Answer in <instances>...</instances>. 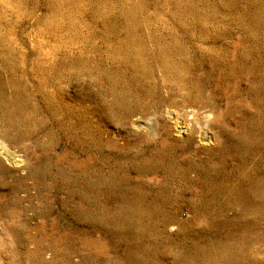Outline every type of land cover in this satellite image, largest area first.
<instances>
[{"label":"rangeland","instance_id":"obj_1","mask_svg":"<svg viewBox=\"0 0 264 264\" xmlns=\"http://www.w3.org/2000/svg\"><path fill=\"white\" fill-rule=\"evenodd\" d=\"M0 219L3 264H264V0H0Z\"/></svg>","mask_w":264,"mask_h":264},{"label":"bare ground","instance_id":"obj_2","mask_svg":"<svg viewBox=\"0 0 264 264\" xmlns=\"http://www.w3.org/2000/svg\"><path fill=\"white\" fill-rule=\"evenodd\" d=\"M14 215V214H13ZM15 216V215H14ZM13 218V217H12ZM1 220V219H0ZM2 221V220H1ZM1 223V222H0ZM7 225V224H6ZM3 226V225H2ZM9 227V226H8ZM5 232H7V230H5ZM3 234V233H2ZM1 260V259H0ZM1 263V262H0ZM1 264H3V263H1Z\"/></svg>","mask_w":264,"mask_h":264}]
</instances>
